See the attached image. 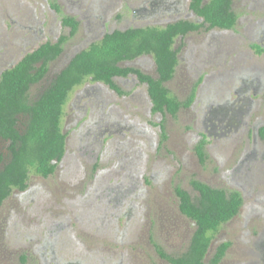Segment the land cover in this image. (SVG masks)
Wrapping results in <instances>:
<instances>
[{
  "label": "rangeland",
  "instance_id": "1",
  "mask_svg": "<svg viewBox=\"0 0 264 264\" xmlns=\"http://www.w3.org/2000/svg\"><path fill=\"white\" fill-rule=\"evenodd\" d=\"M167 3L173 14L162 7L159 16L144 18L133 9L145 0H0V75L40 44L69 35L65 16L79 21L78 30L32 87L33 99L74 54L107 32L200 20L188 0ZM177 7L184 10L174 12ZM233 7L234 28L203 27L177 37L179 64L166 85L181 100L196 87L177 116L154 113L148 85L135 74L115 78L123 94L88 79L72 91L62 123L64 160L48 177L31 173L28 188L15 189L0 206V264H45L41 254L51 257L52 248L65 264H170L159 247L183 253L196 228L176 193L181 186L195 196L193 179L239 190L244 199L215 234L206 263L230 241L219 264H264V139L257 133L264 126V0H234ZM122 64L158 75L151 54ZM238 97L249 101L242 122L218 138L206 136L202 161L197 146L209 111L231 112ZM116 177L125 192L114 206L108 189Z\"/></svg>",
  "mask_w": 264,
  "mask_h": 264
},
{
  "label": "trees",
  "instance_id": "2",
  "mask_svg": "<svg viewBox=\"0 0 264 264\" xmlns=\"http://www.w3.org/2000/svg\"><path fill=\"white\" fill-rule=\"evenodd\" d=\"M233 3L234 0H191L190 8L203 21L180 19L165 26L107 32L74 54L35 99L31 98L32 87L47 76L50 64L62 54L69 37L76 34L79 21L65 16L63 23L71 27L69 35L40 44L15 65L5 68L0 75V206L15 189L28 188L31 173L48 177L56 171L67 150V134L62 126L65 106L72 91L87 79L108 84L123 94L115 77L135 74L140 82L148 85L154 113L177 116L181 108L189 107L196 87L186 100H181L166 85L179 64L176 39L203 27L234 28L239 15ZM256 47L262 51L259 45ZM149 54L155 59L157 76L122 64ZM261 134L264 137V126ZM205 144L204 138L197 146L202 161L206 157ZM191 182L198 192L195 196L181 186L176 187V193L180 211L195 222L196 228L183 253L171 255L159 247L160 255L170 264H207L205 259L215 234L243 205L239 190L214 187L199 179ZM230 245V241L219 244L210 264H219Z\"/></svg>",
  "mask_w": 264,
  "mask_h": 264
},
{
  "label": "flooded vegetation",
  "instance_id": "3",
  "mask_svg": "<svg viewBox=\"0 0 264 264\" xmlns=\"http://www.w3.org/2000/svg\"><path fill=\"white\" fill-rule=\"evenodd\" d=\"M145 1H146V6H142L141 8L139 7L137 9H133L134 10L133 11L134 15H136L137 12L138 13L141 12V13H143L144 18H151V17L159 16L160 11H161L160 9L162 7H166V10H168L166 12H170L171 11V13L173 14V10H169L171 8V7H169L170 5L168 3H167V5H164L166 0H145ZM188 1H189L188 9L191 10L193 15L197 16L196 13L190 8L191 0H188ZM177 9H178V7L176 8V10L174 12H176V11L182 12L184 10V7H182V9L180 11L177 10ZM201 20L203 21L202 18H200L199 21H201ZM181 37H183V36H181ZM260 47L262 48L263 46L261 45ZM99 83L105 84L103 82H99ZM244 91H245V89L243 91L239 90V94L241 95ZM240 99L242 100V102H239V103H235L234 101L232 102L233 105H230V108L232 110L231 112L227 111L229 108L228 109L226 108V110L220 109V110H217V111L216 110H210L209 111V114H211L212 117H210L211 119L209 118L208 119L209 121L205 123L207 132L204 135V138H206V136H210V135H213V136H215V138H218V136H221L222 134L227 133L232 128V125L235 126L236 129L238 128V126L242 122V114H241V112L244 111V108H245L244 104H246V105L249 104V101H248L247 97H244V98L243 97H238V99L236 101H239ZM239 119H240V121H239ZM98 124L100 125L99 122H98ZM261 128H259V130H257V133L261 134ZM232 130L233 129H231L230 131H232ZM255 133H256V130H255ZM261 137L264 139L262 134H261ZM66 153H67V150H66ZM66 153H65V156H66ZM65 156L63 157L62 161L64 160ZM113 181H114V184H113V186H111L112 188L110 187L108 189V192L110 191L113 194H115L114 197H116V199L115 198L112 199L114 201V206H115L116 202H117V197H120L122 194H124L125 191L120 188L121 184L118 182V178L117 177ZM132 203H130V205ZM117 204H118V202H117ZM128 207H130V206H128ZM126 214H128V213L126 212ZM43 246L46 249L48 248L47 244L46 245L44 244ZM44 253L45 252H42L41 255H42V258H43V261H44L45 264H65L66 263V261L62 260L59 256H57L55 254V252L53 251V248H52V254L53 255L51 257H48Z\"/></svg>",
  "mask_w": 264,
  "mask_h": 264
}]
</instances>
